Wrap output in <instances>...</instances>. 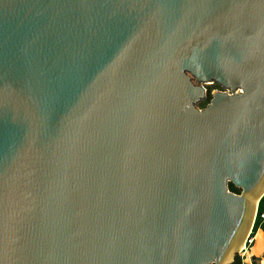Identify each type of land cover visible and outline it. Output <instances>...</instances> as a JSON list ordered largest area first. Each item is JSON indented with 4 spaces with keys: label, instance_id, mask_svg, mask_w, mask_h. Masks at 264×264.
<instances>
[{
    "label": "water",
    "instance_id": "water-1",
    "mask_svg": "<svg viewBox=\"0 0 264 264\" xmlns=\"http://www.w3.org/2000/svg\"><path fill=\"white\" fill-rule=\"evenodd\" d=\"M263 196L264 0H0V264H230Z\"/></svg>",
    "mask_w": 264,
    "mask_h": 264
},
{
    "label": "crops",
    "instance_id": "crops-1",
    "mask_svg": "<svg viewBox=\"0 0 264 264\" xmlns=\"http://www.w3.org/2000/svg\"><path fill=\"white\" fill-rule=\"evenodd\" d=\"M252 232L253 242L248 253L249 264H264V220H260L256 229Z\"/></svg>",
    "mask_w": 264,
    "mask_h": 264
},
{
    "label": "trees",
    "instance_id": "trees-1",
    "mask_svg": "<svg viewBox=\"0 0 264 264\" xmlns=\"http://www.w3.org/2000/svg\"><path fill=\"white\" fill-rule=\"evenodd\" d=\"M229 189H230L231 192H233L235 194H239L240 193V190H238L237 188H235L234 185H232V184L229 186ZM261 213H264V196L262 197V200L259 203L258 210H257V215L258 216H257V218L255 220V223H254V226L252 228V231L256 229V227L259 224V221L262 220L260 218V214ZM240 262H241V260H240L239 256L237 255L234 258L233 262H231L230 264H240Z\"/></svg>",
    "mask_w": 264,
    "mask_h": 264
},
{
    "label": "built area",
    "instance_id": "built-area-1",
    "mask_svg": "<svg viewBox=\"0 0 264 264\" xmlns=\"http://www.w3.org/2000/svg\"><path fill=\"white\" fill-rule=\"evenodd\" d=\"M256 215H257V213H256ZM258 216V215H257ZM257 216H256V218H257ZM260 218L262 219V220H264V213H261L260 214ZM251 235H252V232H251V234L248 236V238L246 239V241H245V243H244V245H243V248H242V250L238 253V256H239V258H240V260H241V262H240V264H249V256H248V253H249V249H248V246L247 245H251L252 244V242H253V239L251 238ZM246 260H247V262H246Z\"/></svg>",
    "mask_w": 264,
    "mask_h": 264
},
{
    "label": "rangeland",
    "instance_id": "rangeland-1",
    "mask_svg": "<svg viewBox=\"0 0 264 264\" xmlns=\"http://www.w3.org/2000/svg\"><path fill=\"white\" fill-rule=\"evenodd\" d=\"M205 87L207 89L206 98H205V102L200 105V107H199L200 109H204L206 107V105L210 102L211 95L215 91H221V89L219 87H217L216 85H214V84L206 85ZM251 238L253 239V232H252ZM247 246H248V249H249V247L251 245H247Z\"/></svg>",
    "mask_w": 264,
    "mask_h": 264
},
{
    "label": "bare ground",
    "instance_id": "bare-ground-1",
    "mask_svg": "<svg viewBox=\"0 0 264 264\" xmlns=\"http://www.w3.org/2000/svg\"><path fill=\"white\" fill-rule=\"evenodd\" d=\"M242 248H243V244L241 245L240 249L242 250Z\"/></svg>",
    "mask_w": 264,
    "mask_h": 264
},
{
    "label": "flooded vegetation",
    "instance_id": "flooded-vegetation-1",
    "mask_svg": "<svg viewBox=\"0 0 264 264\" xmlns=\"http://www.w3.org/2000/svg\"><path fill=\"white\" fill-rule=\"evenodd\" d=\"M218 87V86H217Z\"/></svg>",
    "mask_w": 264,
    "mask_h": 264
}]
</instances>
